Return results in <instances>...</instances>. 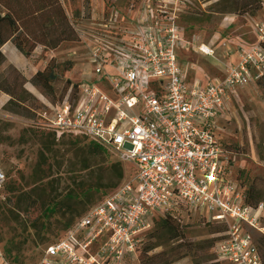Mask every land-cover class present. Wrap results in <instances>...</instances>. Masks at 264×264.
I'll return each instance as SVG.
<instances>
[{"label": "built area", "instance_id": "1", "mask_svg": "<svg viewBox=\"0 0 264 264\" xmlns=\"http://www.w3.org/2000/svg\"><path fill=\"white\" fill-rule=\"evenodd\" d=\"M143 2L133 27L115 32L109 45H87L96 78L78 85L73 103L66 96L38 113L45 130L95 141L132 174L46 246L37 264L135 262L152 220L177 212L225 226L213 249L219 261L261 264L249 229L264 235V203L242 204L217 123L236 89L264 78V21L255 26L253 45L235 49V63L224 65L221 78L189 81L178 50L208 57L214 50L184 38L167 1ZM5 180L0 168V189ZM0 264L10 263L0 254Z\"/></svg>", "mask_w": 264, "mask_h": 264}, {"label": "rangeland", "instance_id": "2", "mask_svg": "<svg viewBox=\"0 0 264 264\" xmlns=\"http://www.w3.org/2000/svg\"><path fill=\"white\" fill-rule=\"evenodd\" d=\"M143 1L62 0L69 19L78 24L81 42L65 40L51 49L35 45L25 55L33 44L30 40L20 52L26 59L21 68H11L6 59L0 64V168L6 175L0 189V254L5 260L37 264L43 248L61 236L67 223L130 179L128 163L113 153H91L88 141L69 133L53 138L42 128L38 113L43 103L61 97L73 103L74 88L96 78L87 45L94 41L109 45L115 32L133 27ZM165 1L174 9L184 38L214 50L213 57L193 48L178 50L189 81L221 78L224 65L235 58V49L253 45L255 26L264 21V0ZM60 28L51 30L46 40H54ZM47 66L55 77L51 88L33 86L32 75ZM217 124V136L233 159L232 180L245 191L257 179L256 203H264V78L236 89ZM113 163L120 165L121 179L109 168ZM48 203L54 206L51 213L45 210ZM207 221L193 212L180 213L173 224L181 237L173 239L157 223L151 225L142 238L140 264L147 257H153L152 264H226L213 252L225 238V229ZM260 226L264 227V211ZM249 231L264 259V235Z\"/></svg>", "mask_w": 264, "mask_h": 264}, {"label": "trees", "instance_id": "3", "mask_svg": "<svg viewBox=\"0 0 264 264\" xmlns=\"http://www.w3.org/2000/svg\"><path fill=\"white\" fill-rule=\"evenodd\" d=\"M240 6L242 7V4L239 5V7ZM236 9L237 8H234L233 11H235ZM55 18L57 19L56 21ZM59 27H61L60 28L61 31L59 32L57 37L52 41H47L46 36L50 35V31L54 30L55 28L58 31ZM77 27L78 24L69 19L63 7L62 0H0V46L10 41L18 51L23 52L25 46H27L28 41L32 40L33 44L27 47V51L24 52L25 55H29L30 52L35 47V45H40L45 49L47 48L51 49L57 47L61 42L65 40L73 41L76 39V41H79ZM261 46L264 47V43H261ZM4 61H5V57L0 51V64H2ZM10 67L15 69V67L13 66ZM54 79L55 77L53 73L50 72L49 67L47 66L43 70L34 73L30 79V82L35 87L49 89L51 88L50 86L51 83L54 81ZM77 90H78V85L74 88L73 94L75 93L76 95ZM62 98L63 97H61L56 102L51 101L50 105L56 106L60 104V102L64 99ZM43 104L47 105L46 103ZM47 132L50 133L51 136L56 139L66 135V134H58L55 131H47ZM67 135H71L75 138H80L88 141L89 150L91 153H99L101 151H104L112 154V152H110L108 149L104 148L95 141L88 139L85 136L79 134H67ZM109 168L114 173H116L120 179L122 178L121 167L118 163H113ZM83 169H86V167ZM256 180L257 179H254L252 181V183L247 188V190L245 191L239 190L242 196V204L253 207L259 204L256 203L257 189L254 184ZM111 191H109L108 193H110ZM106 195L104 197H106ZM253 197L255 199H253ZM251 200L255 201V203L251 202ZM45 210L48 213H51L52 211H54V206H50V204L48 203L46 205ZM85 211L81 215H79L73 223L66 224L67 227L66 230L63 231L61 236L56 241L60 240L63 237L65 232L75 224V222L85 213ZM180 213L181 212H177L174 215L158 216L152 220V225L157 223V226L164 228L167 232H169L167 234H169V237L171 239L177 237L180 238L181 233H177V228L173 224L174 221L180 220ZM207 222L215 223L211 221H207ZM41 224H42L41 227H43L44 224L43 223ZM222 226L225 229V226L224 225ZM48 245L49 244H47L46 246ZM45 247L43 248V250L45 249ZM140 249L138 250L137 253V261L129 262L128 264H140ZM152 258L153 257H147L145 259H142L141 264H152L151 263ZM260 258H261V264H264V259H262L261 254H260ZM9 263L14 264L10 261Z\"/></svg>", "mask_w": 264, "mask_h": 264}, {"label": "crops", "instance_id": "4", "mask_svg": "<svg viewBox=\"0 0 264 264\" xmlns=\"http://www.w3.org/2000/svg\"><path fill=\"white\" fill-rule=\"evenodd\" d=\"M0 50L2 51L8 64H10L11 66L17 69L21 68L22 65H24V60L26 59L20 54V51H18L10 41L2 44L0 46ZM230 62L235 63V58Z\"/></svg>", "mask_w": 264, "mask_h": 264}]
</instances>
